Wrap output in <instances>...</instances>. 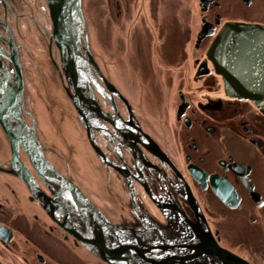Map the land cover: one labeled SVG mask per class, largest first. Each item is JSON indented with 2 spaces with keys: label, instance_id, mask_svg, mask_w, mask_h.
<instances>
[{
  "label": "flooded vegetation",
  "instance_id": "flooded-vegetation-1",
  "mask_svg": "<svg viewBox=\"0 0 264 264\" xmlns=\"http://www.w3.org/2000/svg\"><path fill=\"white\" fill-rule=\"evenodd\" d=\"M5 1L4 6L0 0L1 6L13 11L10 0ZM198 1L201 15L193 47L196 53L205 47V53L194 60V78L209 88L221 80L222 97L213 98L219 94L212 92L144 95L139 109L115 87L101 93L104 83L91 66L81 72L87 94L89 86L94 94L78 99L83 120L67 95L98 173L112 179L101 188V197L59 169L39 143L53 174L35 155L26 128L21 139L31 155L19 145L18 160L13 159L0 126V264H110L101 256L111 258L104 252L111 246L121 256L114 264H148L142 259L157 257V264L170 258L171 264H200V259L204 264H264V114L249 101L228 98L206 57L227 23H264L247 16L245 8L255 0ZM151 9L157 26V9ZM222 9L230 12L229 18L223 19ZM161 29L157 27L159 33ZM7 37L0 22L4 78L14 85ZM158 40L161 61L164 52L178 48L172 35ZM81 52L86 54L83 46ZM12 90L18 101V84ZM66 90L72 93L70 85ZM23 111L22 103V117ZM13 116L11 112L14 121ZM131 243L161 251L132 252Z\"/></svg>",
  "mask_w": 264,
  "mask_h": 264
},
{
  "label": "rangeland",
  "instance_id": "rangeland-1",
  "mask_svg": "<svg viewBox=\"0 0 264 264\" xmlns=\"http://www.w3.org/2000/svg\"><path fill=\"white\" fill-rule=\"evenodd\" d=\"M152 1L81 0L91 56L100 74L121 95L132 98L139 109L145 104L144 95L212 92L219 94L212 95L213 98L222 97L221 80L209 88L207 83L194 78V60L205 53V47L197 53L193 47L201 15L199 1ZM10 2L13 11H6L0 4V22L11 32L22 67L23 117L29 126H34L39 143L52 162L73 175L89 194L98 190L101 197V188L107 186L104 185L108 179L111 185L112 179L98 173L101 169L84 145L80 122L65 91L69 85L60 68L57 47L47 37L52 24L46 0ZM32 7L37 9L35 15ZM155 7L157 26L149 13ZM245 9L249 19L264 23V0H255L252 7ZM220 15L225 20L230 12L222 9ZM157 27L162 28L160 33ZM171 35L178 48L164 52L161 61L163 45L158 39ZM143 118L149 124H157L154 118Z\"/></svg>",
  "mask_w": 264,
  "mask_h": 264
},
{
  "label": "water",
  "instance_id": "water-1",
  "mask_svg": "<svg viewBox=\"0 0 264 264\" xmlns=\"http://www.w3.org/2000/svg\"><path fill=\"white\" fill-rule=\"evenodd\" d=\"M47 6L52 20L50 39L54 41L59 51L62 73L72 91L70 93L69 90H66V93L83 120L82 111L79 110L78 106V99L81 98L82 100V97L85 95H94L90 86L87 89L88 94L86 92V83L82 80L81 73L83 69H88L91 66L96 70L97 76H99L105 86L104 89L100 90L101 93L106 90L110 91L113 86L100 74L97 65L90 56L81 0H47ZM5 28L9 37L6 43L12 53L11 61L15 70V82L13 85L9 84L7 79L5 80L7 68L2 64L0 59V126L11 143L13 159L18 160L19 145L22 146L27 154L31 155V152L25 147L21 139L23 138V129L26 128L29 131V139L31 137L34 139L35 155L40 161L45 162L53 174H57L51 164L43 158L34 127H28L22 118L20 112L23 103L21 64L17 57L11 32L9 28ZM260 38H264L263 25L227 23L211 43L206 56L208 61L212 63L215 73L222 77L226 96L231 99L249 101L264 114V58L257 55V52H264V43H262V40H259ZM82 43L84 44L83 49L86 54H82L80 51ZM250 45H252L251 49H249ZM0 55H3L1 49ZM17 84L19 86V90L16 91L18 101H15V96L12 97V88ZM11 112L15 113V116H13L14 121L11 119ZM20 124H22L21 128ZM87 130L90 133L88 127ZM89 139L91 141V138ZM78 195L85 202L89 203L80 192ZM127 246L129 251L135 252L140 250L144 254L153 253L158 249L161 251L159 247L153 245L146 246L131 243L127 244ZM219 250L222 253H228L225 250ZM104 252H110L111 258L101 256V259L107 260L110 264L121 261L120 251L116 247L112 250L111 246L110 251ZM113 256L114 258H112ZM157 259L158 257L151 260H142L148 264H157ZM171 260L170 258L164 262L165 264H171Z\"/></svg>",
  "mask_w": 264,
  "mask_h": 264
},
{
  "label": "clouds",
  "instance_id": "clouds-1",
  "mask_svg": "<svg viewBox=\"0 0 264 264\" xmlns=\"http://www.w3.org/2000/svg\"><path fill=\"white\" fill-rule=\"evenodd\" d=\"M2 3L4 4V6L7 5V2H6L5 0H2ZM81 4H82V2H81ZM46 5H47V0H46ZM29 7H30V6H29ZM33 8H34V9H33ZM47 8H48V6H47ZM81 9H82V6H81ZM30 10H31V9H30ZM36 10H37V9H36L35 7H32V10H31V11L33 12L34 15L36 14ZM42 10H44L43 7H42ZM48 10H49V9H48ZM82 11H83V10H82ZM40 12H41V11H39L38 14H40ZM42 13H43V12H42ZM44 13H45V11H44ZM49 14H50V13H49ZM29 18H30L34 23H37V21H36L35 19H33L32 17L29 16ZM84 22H85V20H84ZM51 24H52V20H51ZM86 31H87V30H86ZM51 34H52V31H51ZM50 36H51V35L49 34V37H48L49 40L52 41V42L54 43V41H53L52 39H50ZM87 37H88V34H87ZM88 42H89V41H88ZM57 51H58V49H57ZM17 57H18V56H17ZM18 60H19V59H18ZM209 62H210V61H209ZM19 63H20V62H19ZM210 63H211V62H210ZM213 68H214V67H213ZM21 70H22V67H21ZM61 70H62V69H61ZM214 73H215V71H214ZM62 74H63V73H62ZM215 74H216V73H215ZM216 75H218V74H216ZM219 76H220V75H219ZM22 78H23V75H22ZM221 78H222V77H221ZM23 83H24V81H23ZM223 91H224V88H223ZM66 94H67V93H66ZM228 98H229V97H228ZM230 99H231V98H230ZM22 118H23V117H22ZM34 129H35V128H34Z\"/></svg>",
  "mask_w": 264,
  "mask_h": 264
},
{
  "label": "bare ground",
  "instance_id": "bare-ground-1",
  "mask_svg": "<svg viewBox=\"0 0 264 264\" xmlns=\"http://www.w3.org/2000/svg\"><path fill=\"white\" fill-rule=\"evenodd\" d=\"M217 37V36H216ZM255 44V43H254ZM81 46H83L84 47V44L82 43L81 44ZM252 48V45H250V47H249V49H251ZM88 49H89V53H90V56H91V48H90V44H89V42H88ZM80 51H81V48H80ZM82 53V52H81ZM258 56H261L262 58H264V53L263 54H261V55H258ZM92 57V56H91ZM92 59H93V57H92ZM94 61V60H93ZM95 63V62H94ZM93 251L95 252V250L93 249ZM223 257V256H222ZM112 258H114V256L112 257ZM203 262H205L204 260H202V259H200V261H199V263L200 264H204Z\"/></svg>",
  "mask_w": 264,
  "mask_h": 264
}]
</instances>
